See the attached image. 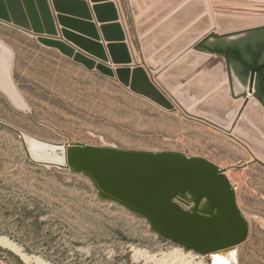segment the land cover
<instances>
[{"label": "rangeland", "instance_id": "374dc122", "mask_svg": "<svg viewBox=\"0 0 264 264\" xmlns=\"http://www.w3.org/2000/svg\"><path fill=\"white\" fill-rule=\"evenodd\" d=\"M232 3L242 9H218L221 16H208L210 27L220 24V31L235 32L252 19H264V0ZM252 12L260 16L252 18ZM1 23L0 43L14 53L13 79L23 105L0 90V236L48 264H169L161 262L174 252L183 253L189 264H211L208 257L162 239L145 218L101 200L88 178L33 163L24 140L27 134L54 143L186 152L210 160L227 171L251 224L249 240L238 248L237 264H264L263 152L259 150V157L254 144L189 118L179 108L169 111ZM225 24H230L228 29ZM157 32H147L149 47L161 44L152 45ZM141 39L138 52L146 62L136 66L153 78L156 73L147 66ZM157 48L151 57L158 60L164 51L157 53ZM53 50L118 84L81 71ZM157 60L153 66L167 67ZM0 264L26 263L0 246Z\"/></svg>", "mask_w": 264, "mask_h": 264}, {"label": "water", "instance_id": "95a60500", "mask_svg": "<svg viewBox=\"0 0 264 264\" xmlns=\"http://www.w3.org/2000/svg\"><path fill=\"white\" fill-rule=\"evenodd\" d=\"M90 2H104L92 10L98 22L106 23L100 28L103 40L109 43L106 50L99 43L101 39L92 23L82 24L91 30L93 28V33L82 38L77 35V26L81 23L65 17L66 5L86 7L84 1L52 0L51 4L61 14L54 17L49 0H0V22L27 32L43 46L58 50L89 71L97 70L116 79L133 93L169 111L176 112L179 108L189 118L244 143L254 144L258 149L253 147V151L262 156L259 150L264 153V104L256 97L257 94L254 95V73L247 92L249 75L243 78L236 64L209 49L220 46L224 50L243 52V43L251 41L247 38L250 34L260 32L264 35V19H252L246 27L238 29L241 32L227 34L220 31V24V29L216 24L210 27V20L205 16L179 37L178 43L180 47L184 46V51L161 69L160 65L153 66L158 56H151L157 45L149 47V25H145V17H138L136 31L142 37L141 49L149 59V70L156 73L151 78L141 66L125 67L132 63V57L125 43L123 27L120 23H112L119 20L115 3L112 0ZM136 3L131 2V8L134 16H139ZM202 11L203 8L193 12L192 6L187 5L180 13L197 17ZM250 14L252 18L260 16L258 13ZM192 19H186L180 26H186ZM85 20L93 21L90 13ZM56 21L66 29L59 30ZM263 43L264 39L252 43V48L258 50ZM201 46L204 49H199ZM90 56L111 62L117 68L112 70ZM13 62L11 48L0 43V90L23 105L13 79ZM257 86L256 80V91ZM24 140L33 163L88 178L101 200L117 203L145 218L162 239L208 257L211 264L218 261L237 264L238 248L249 240L251 224L239 206L236 189L227 171L217 164L186 152L62 144L27 134Z\"/></svg>", "mask_w": 264, "mask_h": 264}, {"label": "crops", "instance_id": "0c3cea01", "mask_svg": "<svg viewBox=\"0 0 264 264\" xmlns=\"http://www.w3.org/2000/svg\"><path fill=\"white\" fill-rule=\"evenodd\" d=\"M51 1L52 0H49V3L51 5L50 9H51L53 16L56 17V16L61 15V14H58L57 10L51 4ZM64 1H76V3L80 1H84L86 3V7H84L83 5H79V4L66 5L68 10H67V13L65 14V17L69 19L72 17L71 19H74L78 23H81V25L77 26V31H78L77 35L82 38L86 37L84 35L88 33H93L92 32L93 28L91 30L90 27H86V26L84 27L82 24L92 23L95 26L94 28H95L96 33L99 35L101 39V42L99 43H101L105 47V50H106V47L109 43L103 40V35L100 30L101 26L105 25L106 23L98 22L95 13L92 10L94 6L100 5L101 3H104V2L92 3L90 2V0H64ZM134 1L137 2L136 6L139 11V16L145 17L144 23L145 25H149L148 33L158 31L157 35L152 41V45L159 41H162L159 47L157 48V53H160L163 51L164 53L157 60L156 64H161L164 66H168L170 63L174 62L182 54L185 48L184 46L180 47L178 43V39L184 31L188 30L190 27L195 25L197 18L202 19L205 16L210 17L212 15H214L215 17L221 16V14H217L218 9L224 10L226 13H227V10L229 9L230 10L231 9H235V10L242 9V8H237V7L233 8L231 7L232 5H229V4H233L232 1H240V0H112V2L115 3L116 5L118 14H119V20L117 22H112V23H120L121 26L123 27L125 37H126L125 43L128 45L130 53H131V57H132V63L128 65L131 67L136 66L138 64L143 65L146 62V60H144L138 52V49H139L138 42L141 39V37H137L136 30H135L136 29L135 23L138 17L134 16L132 8H131V2H134ZM187 5L192 6L193 12H197V10L201 8H203V11L197 17H195V15L191 16L188 13H180L182 8ZM213 9L215 11L214 14H213ZM87 13L88 14L90 13V15L93 17L92 22L85 20ZM190 18H193V19L189 20L190 22L181 29L180 24L183 23V21H185L186 19H190ZM1 25L13 31H16L20 34L28 35V33L24 32L23 30L16 29L8 25H4L2 23ZM225 25H226L225 29L229 28L228 25L230 26V24H225ZM56 26L59 30L66 29L63 26H61L57 21H56ZM236 32H241V31L234 32L232 30L231 32H228L227 34H232ZM218 35L222 36L220 34ZM165 37L167 39L164 41ZM32 38L37 39L36 37H32ZM67 43L70 46L74 47L77 51L87 55L85 52H83L78 47L74 46L73 44L69 42ZM53 51L57 53L59 56L63 57L58 51H55V50ZM90 57L97 60L93 56H90ZM63 58H65V60H67L69 63L73 64L71 60L67 59L66 57H63ZM97 61L98 63L101 62L100 60H97ZM104 64L111 67L112 69H115V66L111 63H104ZM74 66L79 68L81 71L87 74L96 75V76L105 78L109 81H112L118 84L115 80L107 78L98 72H89L82 66H78V65H74ZM148 74L151 77V74L149 72ZM251 76H252V73L249 74V77ZM255 79H256V74H255Z\"/></svg>", "mask_w": 264, "mask_h": 264}, {"label": "trees", "instance_id": "16d2710c", "mask_svg": "<svg viewBox=\"0 0 264 264\" xmlns=\"http://www.w3.org/2000/svg\"><path fill=\"white\" fill-rule=\"evenodd\" d=\"M204 46L199 47V49ZM212 52L219 53L227 58V61L234 63L241 69V76L246 79L250 73L256 74L258 82V92L256 97L264 104V43L258 50L252 48V44L248 43L244 47L243 52L236 49L224 50L220 46H214L209 49Z\"/></svg>", "mask_w": 264, "mask_h": 264}, {"label": "bare ground", "instance_id": "6f19581e", "mask_svg": "<svg viewBox=\"0 0 264 264\" xmlns=\"http://www.w3.org/2000/svg\"><path fill=\"white\" fill-rule=\"evenodd\" d=\"M263 120H264V118H263ZM0 246H4V247H7V248H10L11 250H13L17 255H19L21 257V259L26 264H48V263H45L43 260H41L39 258L30 257L27 254H24L22 252L21 248H19L18 246H16L12 241H10L9 239H7L6 237L0 236ZM136 255L137 256H141L143 254H141L140 252H137ZM153 258L154 257H148V259H150V260H152ZM185 259H186V257L183 256V253H181V252H174L173 255L171 254V255L166 256L165 261H162L161 263H169V264H189V263H186V260ZM217 264H227V263H220L218 261Z\"/></svg>", "mask_w": 264, "mask_h": 264}, {"label": "flooded vegetation", "instance_id": "af4514ba", "mask_svg": "<svg viewBox=\"0 0 264 264\" xmlns=\"http://www.w3.org/2000/svg\"><path fill=\"white\" fill-rule=\"evenodd\" d=\"M248 39H250V42L247 43H243V47L247 46L248 43H258V41L264 39V35L260 34V32H256L254 34H250L248 37ZM255 77V74L253 75ZM250 87V86H249ZM254 88V87H253ZM258 91L255 92V88H254V95L257 94Z\"/></svg>", "mask_w": 264, "mask_h": 264}]
</instances>
